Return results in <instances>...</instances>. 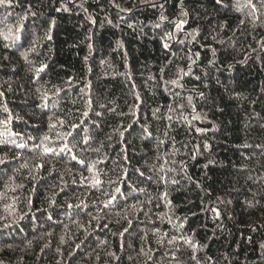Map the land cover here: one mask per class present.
Instances as JSON below:
<instances>
[{"label": "trees", "instance_id": "1", "mask_svg": "<svg viewBox=\"0 0 264 264\" xmlns=\"http://www.w3.org/2000/svg\"><path fill=\"white\" fill-rule=\"evenodd\" d=\"M253 4L0 5V264H264Z\"/></svg>", "mask_w": 264, "mask_h": 264}, {"label": "snow or ice", "instance_id": "2", "mask_svg": "<svg viewBox=\"0 0 264 264\" xmlns=\"http://www.w3.org/2000/svg\"><path fill=\"white\" fill-rule=\"evenodd\" d=\"M147 2H151V0H147ZM11 3H12V0H0V5L11 6ZM217 3H218V4L221 3V0H217ZM248 5L252 6L253 8L255 7L254 4H253V0H248ZM114 6L117 7V8H119V5H115V4H114ZM152 6L155 7L156 5L153 3ZM159 6H160V7H163V5H159ZM65 10H66V9H65ZM180 15L184 16V15H187V13L181 11ZM25 18H26V17H22V18L20 19V24H19V26L16 28V32H17V33H19V32L22 30V28H23V20H24ZM160 19H161V20H164V19H167V18H166L165 16L161 15ZM11 31H12V30L9 29V33H10V34H11ZM48 38L50 39V37H48ZM5 39H8V37L5 36ZM14 39H20V36H19V35H15V36H14ZM165 46H167V45H165ZM25 59H27V56H25ZM45 67H47V66H46V65H43V66H42L40 69H38L37 71H41V72H42V71L44 70ZM171 83L176 84L177 81H171ZM69 135H70V133H69ZM47 139H48V137H45V140H47ZM66 149H67V145L65 144L64 147L61 148L60 150H61V151H64V150H66ZM44 151H45L46 153H51V152H53L54 150H53L51 147H45ZM73 159H75V157H73ZM6 162H7V161H6L5 158H0V165H4V164H6ZM96 183L98 184L99 181L97 180Z\"/></svg>", "mask_w": 264, "mask_h": 264}, {"label": "bare ground", "instance_id": "3", "mask_svg": "<svg viewBox=\"0 0 264 264\" xmlns=\"http://www.w3.org/2000/svg\"><path fill=\"white\" fill-rule=\"evenodd\" d=\"M242 23V22H241ZM242 30V29H241ZM214 32V31H213ZM225 32V31H224ZM215 36V35H214ZM223 40V39H222ZM218 42V41H217ZM208 74V73H207ZM181 97V96H180ZM184 97V96H183ZM212 105V104H211ZM226 107V106H225ZM210 109V108H209ZM234 111V110H233ZM207 112V111H206ZM226 119V118H225ZM226 123V122H225ZM213 124V123H212ZM241 124V123H240ZM206 125V124H205ZM217 126H218V123H217ZM212 129V128H211ZM222 129V128H221ZM249 129V128H248ZM241 131V130H240ZM224 132V131H223ZM243 134V133H242ZM236 136V135H235ZM245 136V135H244ZM211 138V137H210ZM203 142V141H202ZM247 142V141H246ZM256 143V142H255ZM259 143V142H258ZM262 143V142H261ZM199 144V143H198ZM251 144V143H250ZM211 146V145H210ZM200 148V147H199ZM204 149V148H203ZM257 149V148H256ZM210 152V151H209ZM263 153V152H262ZM133 154V153H132ZM210 154V153H209ZM215 155V154H214ZM253 155H254V153H253ZM207 161V160H206ZM208 162V161H207ZM206 162V163H207ZM209 163V162H208ZM132 166V165H131ZM204 170V169H203ZM188 172V171H187ZM262 174V173H261ZM212 180V179H211ZM186 181V180H185ZM229 182V181H228ZM181 184V183H180ZM187 184V183H186ZM188 185V184H187ZM193 187V186H192ZM199 190V189H198ZM215 196V195H214ZM226 196V195H225ZM225 196H224V198H225ZM203 198V197H202ZM220 198V197H219ZM223 198V199H224ZM222 199V198H221ZM208 201V200H207ZM217 203V202H216ZM228 204V203H227ZM244 204V203H243ZM210 205V204H209ZM212 205V204H211ZM217 206V205H216ZM212 207V206H211ZM228 208H230V206L228 207ZM227 208V209H228ZM222 209V208H221ZM247 209V208H246ZM223 210V209H222ZM148 212V211H147ZM223 213V212H222ZM224 216V215H223ZM49 219V218H48ZM181 222V221H180ZM52 223V222H51ZM174 224V223H173ZM176 229V228H175ZM152 259V258H151ZM159 259V258H158ZM153 263V262H152ZM164 264H165V262H164Z\"/></svg>", "mask_w": 264, "mask_h": 264}]
</instances>
